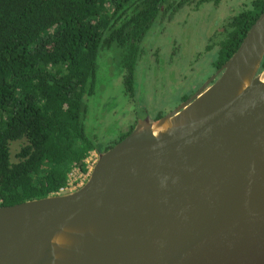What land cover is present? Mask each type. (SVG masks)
Returning a JSON list of instances; mask_svg holds the SVG:
<instances>
[{
	"label": "water",
	"instance_id": "1",
	"mask_svg": "<svg viewBox=\"0 0 264 264\" xmlns=\"http://www.w3.org/2000/svg\"><path fill=\"white\" fill-rule=\"evenodd\" d=\"M263 60L264 11L206 86L139 120L78 189L0 206V264H264Z\"/></svg>",
	"mask_w": 264,
	"mask_h": 264
},
{
	"label": "trees",
	"instance_id": "2",
	"mask_svg": "<svg viewBox=\"0 0 264 264\" xmlns=\"http://www.w3.org/2000/svg\"><path fill=\"white\" fill-rule=\"evenodd\" d=\"M221 0H0V206L57 194L73 166L108 145L87 132L86 95L97 89L99 59L121 52L127 92L134 95L142 44L155 21L187 5ZM264 11V0L228 20L217 66L239 48ZM264 70V60L261 71ZM23 141L12 159L11 145Z\"/></svg>",
	"mask_w": 264,
	"mask_h": 264
},
{
	"label": "rangeland",
	"instance_id": "3",
	"mask_svg": "<svg viewBox=\"0 0 264 264\" xmlns=\"http://www.w3.org/2000/svg\"><path fill=\"white\" fill-rule=\"evenodd\" d=\"M252 1L187 5L173 16L157 19L142 44L144 55L137 68L133 96L124 84L120 50L113 46L103 51L96 93L85 96L89 107L87 132L108 145L130 129L136 116L143 118L147 113L166 111L191 94L216 70L217 53L209 51V46L221 39L228 20L248 8ZM22 144L23 141H15L11 145L14 161L18 160ZM90 165L91 172L92 160ZM84 177L78 168L74 170V180L85 183L89 177L87 180Z\"/></svg>",
	"mask_w": 264,
	"mask_h": 264
},
{
	"label": "flooded vegetation",
	"instance_id": "4",
	"mask_svg": "<svg viewBox=\"0 0 264 264\" xmlns=\"http://www.w3.org/2000/svg\"><path fill=\"white\" fill-rule=\"evenodd\" d=\"M223 33V32H222ZM210 47V46H209ZM209 51H212V49H210ZM214 51V50H213ZM215 51H216V49H215ZM216 59V58H215ZM214 63H215V72L213 73V74H211L210 76H208L200 85H199V87L198 88H196L191 94H189V95H186L184 98H182L181 99V101L178 103V104H176L174 107H171V108H169L168 110H166V111H158V112H156L155 114H152V115H150L149 113H147L143 118H139L138 116H136L134 119H135V121L133 122V123H131V126H130V129L125 133V135L127 136L129 133H131L132 132V130L135 128V126H136V124L138 123V121L139 120H141V119H146V118H150V119H152V120H156V119H159V118H161V117H163V116H165V115H167V114H169V113H171V112H173V111H175L176 109H178L179 107H180V105H182L184 102H186V101H188L189 99H191L196 93H198L204 86H206L207 84H208V82L214 77V76H216V74H217V72H218V70L222 67V65H220V66H217V64H216V62L214 61ZM216 80V79H215ZM215 80H212L211 82H210V84H212ZM209 84V85H210ZM136 88H137V86H136ZM135 91H136V89H135ZM130 94V93H129ZM134 94H135V92H134ZM118 143V142H117Z\"/></svg>",
	"mask_w": 264,
	"mask_h": 264
},
{
	"label": "built area",
	"instance_id": "5",
	"mask_svg": "<svg viewBox=\"0 0 264 264\" xmlns=\"http://www.w3.org/2000/svg\"><path fill=\"white\" fill-rule=\"evenodd\" d=\"M98 153L93 151L89 157L86 159V162L88 164V172H83L81 171V169L78 167V166H73L72 170L69 172V181H68V185L65 187V188H62L61 191L59 193H66V192H71L73 190H76L78 189L80 186H82L84 184V181H78L77 182V178L74 180L73 179V176H74V170L75 169H79V171L82 173V175H84L85 177V180H87V178L90 176V168H91V165H90V162L91 160L93 161V165H95V162L96 160L98 159ZM93 156H95V158H93ZM91 158V159H90ZM79 180V179H78Z\"/></svg>",
	"mask_w": 264,
	"mask_h": 264
}]
</instances>
